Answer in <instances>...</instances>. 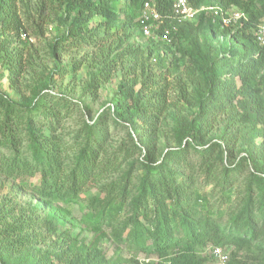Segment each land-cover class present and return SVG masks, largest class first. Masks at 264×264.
Masks as SVG:
<instances>
[{
  "label": "trees",
  "instance_id": "trees-1",
  "mask_svg": "<svg viewBox=\"0 0 264 264\" xmlns=\"http://www.w3.org/2000/svg\"><path fill=\"white\" fill-rule=\"evenodd\" d=\"M145 1L47 0L62 31L55 38L54 52L57 47L68 56L87 46L105 56L108 41L135 17L143 35L140 14ZM154 1L159 12L168 15L156 32L163 34L170 28L172 43L178 40L181 44V56L170 55L171 45L166 40L149 38L153 69H143L140 79L128 71L97 117L92 116L90 105L84 106L90 118L83 121L69 143L62 131L64 119L81 106L66 94L51 90L57 74L76 75L86 56L72 57L69 63L55 61L49 72L30 87L28 96L13 99L3 91V80L7 78L9 85L17 88L25 73L28 62L24 53L17 47L11 49V45L16 38L26 40L28 23L21 15L20 0H0V176L42 198H77L91 183H102L121 172L124 159L139 154V183L133 184L132 173L105 183L95 224L107 223L119 240L153 256L146 264H209L214 260L212 254L203 253L208 245L211 249L222 247L228 253L226 264H264V130L260 128L264 47L252 32L264 20V0H189L197 9L209 5L224 10L237 8L249 17L243 25L224 28L214 23L207 11H201L196 22L178 23L171 17L172 0ZM216 37H229L231 41L225 54L233 62L228 73L216 66L218 57L212 45ZM114 50V55L108 54L89 71L85 91L94 97L121 62L139 55V47L131 44L118 45ZM183 60L187 80L181 94L198 106V112L190 120H178L176 147L160 152L153 136L169 106L173 83L168 75L177 77ZM233 108L238 110V121L251 126L253 137L263 138L254 146L245 144L241 159L249 165V180L245 190L239 191L238 201L232 197L238 180L234 172L243 166L235 155L236 145L208 138L213 118ZM110 119L130 129L132 145L122 144L117 152L109 150ZM200 178L205 184L219 186L223 204L230 205L225 227L219 223L222 204L211 209L208 193L197 185ZM33 221L29 218L18 225L11 223L0 231V264H118L111 263L97 247L78 244L65 234L57 238L59 247L55 251L32 261L26 255L11 260L15 252L28 249L32 243L33 239L23 233ZM3 222L0 217V224Z\"/></svg>",
  "mask_w": 264,
  "mask_h": 264
},
{
  "label": "rangeland",
  "instance_id": "rangeland-1",
  "mask_svg": "<svg viewBox=\"0 0 264 264\" xmlns=\"http://www.w3.org/2000/svg\"><path fill=\"white\" fill-rule=\"evenodd\" d=\"M21 15L25 23H28L26 40L22 37L12 43L11 49L17 47L24 53L28 65L23 76L18 80L17 88H12L8 79L4 78L3 91L13 99H21L29 95L30 87L36 83L38 79L49 72L52 64L56 61L69 63L72 57L83 58L86 56V62L76 75H67L64 77L55 76L57 81L52 92H61L66 94L73 102L81 106V109L74 110L64 119V140L71 143L72 138L78 133L83 125V121L89 120L84 106L92 107V116L97 117L107 107L118 89L119 84L124 81V77L129 71L136 73L139 79L142 71L153 69L154 61L149 56V38L140 35L134 18L133 23H129L127 27L119 34H115L107 44L108 49L104 53L95 47L84 46L81 50H74L72 54L63 56L61 51L56 47L54 52L55 38L61 35L56 22L54 20L55 12L48 5L47 0H20L19 3ZM199 14H197L198 19ZM131 19V17H127ZM264 23V20L262 21ZM171 45L170 55L175 54L181 56L179 47L181 44L178 40L172 43V39L166 40ZM139 47V55L137 58L129 56L127 60L121 62L113 71V77L109 82L103 84L98 97H94L85 91V87L89 82V71L96 67L107 55H114L115 47L118 45ZM212 45L218 57L216 66L222 73H228L233 62L228 60L227 52L231 46L229 37L214 38ZM53 47V48H52ZM111 50H113L111 52ZM224 55V56H223ZM190 63L188 59H185ZM185 60L182 61L181 70L177 77L168 75L171 81L172 89L168 98V109L161 115L159 120V128L154 133V140L157 141L160 152H164L167 148L176 147L175 130L180 119H192L198 112V106L192 101L186 100L181 94L182 88L185 87L187 80L185 69ZM138 62V63H137ZM137 63V64H136ZM138 65V66H136ZM140 84L136 87L138 90ZM158 89V88H157ZM192 88L189 87V90ZM238 110L236 108L221 112L217 117L213 118V126L208 134V138L222 143L233 142L236 145L235 155L242 163V169L234 172L238 176L235 184V191L232 197L235 201L240 199V192L245 190V185L249 180V165L241 159L244 155L245 144L251 142L254 146L263 141L254 138L253 130L249 124L239 122ZM262 121L260 128L264 130V109L262 111ZM140 123H143L140 121ZM111 131L110 151H116L122 144L132 145L128 136L129 128H125L122 124L115 125L111 119L109 120ZM142 128V127H141ZM123 157V156H122ZM139 154L135 157L124 159L122 171L111 175L108 180L102 183H91L85 190L78 195L77 198H71L69 195L63 198H42L38 193L27 192L23 186L13 184L12 180L0 176V217L4 220L0 224V231L11 223L17 225L21 221H28L32 218L30 228L25 230L23 235L33 239L28 249L22 252H15L11 260H21L26 255L31 261L44 255L48 251L58 249V237L65 234L67 237L76 241L78 244L84 243L87 247L94 246L106 256L111 263L118 264H146L148 259H154L153 256L140 252L137 248L129 243L119 240L107 223L95 224V215L98 212V201L103 199L105 192L103 187L105 183L117 181L132 173L133 184H138V176L141 175L140 169L137 167ZM197 159V157H196ZM203 177V176H202ZM201 191L208 193V201L213 205L211 209H216L222 204L223 217L219 223L225 227L230 218V205H224L221 200L220 187H214L213 184L200 183L197 184ZM94 203H97L94 206ZM212 245H208L203 249L204 254L211 253ZM231 251L230 247H227ZM209 264H215L214 260Z\"/></svg>",
  "mask_w": 264,
  "mask_h": 264
},
{
  "label": "built area",
  "instance_id": "built-area-1",
  "mask_svg": "<svg viewBox=\"0 0 264 264\" xmlns=\"http://www.w3.org/2000/svg\"><path fill=\"white\" fill-rule=\"evenodd\" d=\"M201 11H207L212 17L214 23H221L222 28L243 25L249 20L248 15L241 9L232 8L224 10L217 5L204 6L200 9L193 7L189 0H172L171 17L178 23L193 22L197 18V14ZM168 17L166 14H162L156 7L154 0L145 1L141 10V30L143 36L153 39L169 40L170 28H165L163 34H157L161 24ZM255 40L264 47V23H261L253 31ZM211 254L215 264H226L229 260L228 253L219 246H215L211 249Z\"/></svg>",
  "mask_w": 264,
  "mask_h": 264
}]
</instances>
